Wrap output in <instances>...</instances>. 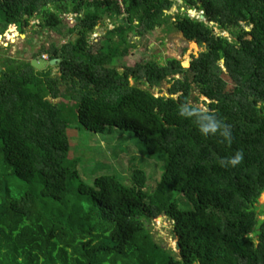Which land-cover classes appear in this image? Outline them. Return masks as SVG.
<instances>
[{
    "label": "trees",
    "instance_id": "obj_1",
    "mask_svg": "<svg viewBox=\"0 0 264 264\" xmlns=\"http://www.w3.org/2000/svg\"><path fill=\"white\" fill-rule=\"evenodd\" d=\"M181 1L0 0V35L39 20L75 36L43 51L60 58L57 75L30 60L0 68V264H264V0ZM105 16L122 18L93 38ZM162 27L204 50L186 66L149 60L144 44L135 61L130 34ZM164 81L170 96L141 86ZM76 124L131 132L145 155L167 158L157 186L138 166L129 183L84 181L68 159ZM162 217L178 253L152 234Z\"/></svg>",
    "mask_w": 264,
    "mask_h": 264
},
{
    "label": "rangeland",
    "instance_id": "obj_2",
    "mask_svg": "<svg viewBox=\"0 0 264 264\" xmlns=\"http://www.w3.org/2000/svg\"><path fill=\"white\" fill-rule=\"evenodd\" d=\"M176 10L175 5L171 10V14L176 13ZM195 17L200 18L201 14L197 13ZM65 18L71 20L68 22L70 27L74 25V17H70L69 15ZM121 18L122 16H119L117 19H109L106 17L98 25L97 31L93 34V38L103 35L108 27L111 28ZM165 28H158L153 34L147 35L143 41L131 33V41L139 45L138 48L132 49L134 54L133 59L139 58L138 52L145 47L144 44H148L149 52L146 55L149 60L165 63L168 58L174 57L179 59L183 65L186 64L187 66L193 54H198V52L204 50V48L195 42H186L183 36L173 28L168 31ZM9 30H6L0 35V68H4L3 62L6 58L23 61H29L34 57H46L50 59L48 53L43 54L44 50H49L53 45L61 47L68 41L75 39V36L69 35L68 29H65L63 34H59L50 29H43L41 27V21L39 20L30 22V26L23 34L19 32L13 33ZM222 35L233 39L228 32H224ZM121 63H123L122 60L117 63L119 69H121ZM59 70L58 63L52 66L54 75L59 74ZM132 83L135 84V80L132 79ZM141 86L150 88L157 96H170L169 88L171 83L169 81H164L160 86H150L146 83L141 84ZM194 96H197V93H194ZM203 101L208 100L200 97L198 106L205 109ZM56 102H59V100ZM70 137L72 147L68 159H79L78 167L81 177L84 181L90 183V185L97 175L106 172H111L125 178V181L129 183L133 168L138 166L144 168L148 173L149 189H154L165 169L167 158H161L160 156L149 157L145 155L138 144L132 140L134 136L131 132L117 130L111 134L102 135L79 129L76 124L70 130ZM256 208L259 218L263 219L261 215L264 210V195L260 198ZM151 228L156 241L162 243L166 249L178 253L177 238L172 232L173 221L167 217H162L155 220Z\"/></svg>",
    "mask_w": 264,
    "mask_h": 264
},
{
    "label": "water",
    "instance_id": "obj_3",
    "mask_svg": "<svg viewBox=\"0 0 264 264\" xmlns=\"http://www.w3.org/2000/svg\"><path fill=\"white\" fill-rule=\"evenodd\" d=\"M179 3H182L181 0H179ZM191 17L197 16L196 12L190 11ZM107 16H105L106 18ZM202 17V16H201ZM60 61V58H54V59H48L46 57H34L33 59H30V64H32L35 68L43 70L46 69L48 66H53L57 64ZM178 247V244H177ZM179 250V247H178Z\"/></svg>",
    "mask_w": 264,
    "mask_h": 264
},
{
    "label": "clouds",
    "instance_id": "obj_4",
    "mask_svg": "<svg viewBox=\"0 0 264 264\" xmlns=\"http://www.w3.org/2000/svg\"><path fill=\"white\" fill-rule=\"evenodd\" d=\"M216 128H217V126H216L215 123H210L206 128H203L201 131L204 134L205 133H208V132H216ZM222 135H224L225 137H228L227 130H224L223 133H222ZM241 159H242L241 154L240 153H237L234 158H231L228 161V163H230L231 165H236L237 163L240 162Z\"/></svg>",
    "mask_w": 264,
    "mask_h": 264
},
{
    "label": "built area",
    "instance_id": "obj_5",
    "mask_svg": "<svg viewBox=\"0 0 264 264\" xmlns=\"http://www.w3.org/2000/svg\"><path fill=\"white\" fill-rule=\"evenodd\" d=\"M119 2H121V0H118Z\"/></svg>",
    "mask_w": 264,
    "mask_h": 264
}]
</instances>
